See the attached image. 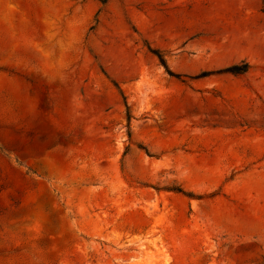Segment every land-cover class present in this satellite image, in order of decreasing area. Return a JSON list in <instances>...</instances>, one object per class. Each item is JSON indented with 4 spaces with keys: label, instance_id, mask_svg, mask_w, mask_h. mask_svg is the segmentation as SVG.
Listing matches in <instances>:
<instances>
[{
    "label": "rangeland",
    "instance_id": "obj_1",
    "mask_svg": "<svg viewBox=\"0 0 264 264\" xmlns=\"http://www.w3.org/2000/svg\"><path fill=\"white\" fill-rule=\"evenodd\" d=\"M0 264H264V0H0Z\"/></svg>",
    "mask_w": 264,
    "mask_h": 264
},
{
    "label": "trees",
    "instance_id": "obj_2",
    "mask_svg": "<svg viewBox=\"0 0 264 264\" xmlns=\"http://www.w3.org/2000/svg\"><path fill=\"white\" fill-rule=\"evenodd\" d=\"M157 57L159 58L160 63L164 67H166L163 58L160 55H158V54H157ZM247 70H248V66L246 64H244L242 67L232 66L230 68H227V69L223 70V72L229 73L231 75H239V74L245 73ZM173 191L176 192V193H183L182 190H180V189H175Z\"/></svg>",
    "mask_w": 264,
    "mask_h": 264
}]
</instances>
